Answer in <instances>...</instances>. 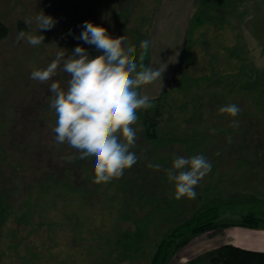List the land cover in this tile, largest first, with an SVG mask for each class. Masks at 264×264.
I'll list each match as a JSON object with an SVG mask.
<instances>
[{
    "label": "rangeland",
    "instance_id": "1",
    "mask_svg": "<svg viewBox=\"0 0 264 264\" xmlns=\"http://www.w3.org/2000/svg\"><path fill=\"white\" fill-rule=\"evenodd\" d=\"M217 1L0 0V26L6 28L5 33L0 29V264H152L163 240L188 237L183 246L174 242L170 247L169 255H179L204 233L190 236L198 225L191 221L209 208L217 210V223H232L233 212L240 213L234 219L242 220L250 211L264 226V0H250L251 7L247 1L240 3L239 23L251 18L246 28L254 34L260 30L263 37L253 38L240 25L235 50L221 48L228 42L217 27ZM40 11L57 23L39 33L34 17ZM30 19L33 22L26 23ZM85 21L103 25L113 38L125 36L136 46L138 64L139 44L149 40L143 63L167 65L161 82L138 89L153 107L137 110L136 127L141 130L131 150L141 159L124 171L123 179L134 180V171L146 170L149 173L142 175L167 178L165 170L175 157L203 154L211 170L195 187V199L183 197L169 206L174 185L156 179L147 187L151 192L143 195L144 202L137 198L138 183L129 192L115 178L95 183L93 205L86 206L77 192L74 202L65 204L61 192L57 194L59 187L48 189L39 181L48 165L61 168L63 157L79 153L56 144L52 131L56 115L50 108L49 85L56 81L66 88L70 77L58 72L42 84L30 74L46 68L58 47L68 55L78 45L88 51L92 45L76 39ZM21 30L45 39L39 46L17 43ZM228 104L239 107L238 116L219 112ZM155 109L159 124L150 140L143 117ZM233 120L237 127L231 126ZM81 161L87 165L82 175L89 181L86 187L93 188L95 158ZM149 163L161 169L156 173ZM142 182L147 186V180ZM139 226L145 227V237L137 246L132 239L141 233ZM200 261L209 264L206 255Z\"/></svg>",
    "mask_w": 264,
    "mask_h": 264
},
{
    "label": "clouds",
    "instance_id": "2",
    "mask_svg": "<svg viewBox=\"0 0 264 264\" xmlns=\"http://www.w3.org/2000/svg\"><path fill=\"white\" fill-rule=\"evenodd\" d=\"M34 21L39 29L51 30L57 21L40 11ZM30 19L26 23H32ZM83 31L76 37L96 48L101 55L92 57L82 46H76L71 55L67 49L59 48L55 58L44 69L33 70L30 79L47 84L58 72L68 74L67 86L62 87L53 81L49 85L50 108L56 115L52 131L56 144H67L79 153L63 159L95 158L93 183H107L122 177L141 159L133 149L141 129L138 125L137 110L150 109L153 104L138 89L157 80L167 65L153 68L143 63L150 48L145 39L139 44V61L135 59V45H130L125 36L113 38L103 25L85 21ZM45 37L21 30L16 42L22 40L31 46H39ZM178 55V53H177ZM222 114L238 116L240 109L236 104L219 108ZM233 127L238 122L233 120ZM215 134V129L210 130ZM229 142L231 138L229 137ZM147 167L159 171L160 164L149 163ZM211 163L203 154L190 157H175L171 167L166 169L167 179L174 185V198H196L195 187L210 172Z\"/></svg>",
    "mask_w": 264,
    "mask_h": 264
},
{
    "label": "trees",
    "instance_id": "3",
    "mask_svg": "<svg viewBox=\"0 0 264 264\" xmlns=\"http://www.w3.org/2000/svg\"><path fill=\"white\" fill-rule=\"evenodd\" d=\"M0 29L5 33L6 28L4 26H0ZM89 53L92 57L101 55V52H98L94 46H92L89 50ZM162 98H158L157 100L160 101ZM158 109L154 110L153 115L151 114H146L143 117V122H144V131H145V137L146 139H152L155 136V127L157 126L158 123ZM73 161V160H72ZM68 162L67 160L64 161L63 166L59 168L56 165H48L46 169V174L44 178H40L39 181H41L44 184H47V188L50 189L51 187H59L57 191V194L61 192L62 198L64 203L66 202H74L75 199V192L78 193L79 199L83 200L84 204L86 206L93 205L95 202V197L96 194V189L97 185L93 188H89L88 185L86 187V184L88 179L83 178L82 175L85 173L84 168L87 166L81 159H74L73 162ZM35 167L34 169H36ZM84 171V172H83ZM157 173V171H154ZM148 174L149 171L146 170V172H142L139 174V172L134 171L135 174V179H130V180H124L123 177H120L121 183L118 185L122 184V188L125 186V188H128L129 192L130 190L133 189V186L135 187V183L137 184V189L139 190L138 192V197L142 199L145 202V197L143 195H147V193L151 192L148 188L151 181H156L158 179V183H162L163 181H167L166 176L161 175V174H153L152 175H147L149 178L148 179L146 175L142 174ZM86 177L90 176V173H88V170L86 172ZM94 175V173H93ZM142 175V176H141ZM157 177V178H156ZM147 180V186L143 184V180ZM124 180V183H123ZM92 181V180H91ZM162 181V182H161ZM157 183V184H158ZM112 185V184H111ZM124 185V186H123ZM121 188V189H122ZM165 190H168L167 187L164 188ZM128 192V195H129ZM140 193V196H139ZM172 193V192H171ZM170 194V193H169ZM168 195V194H167ZM60 196V195H58ZM77 199V198H76ZM170 200V205L172 203L178 201L177 199H174V194H172L170 197H168ZM153 201V199H151ZM174 201V202H173ZM173 205V204H172ZM74 215H77V212H73ZM78 216V215H77ZM79 219V217H78ZM219 219L217 210L215 208H209L207 210L202 211L198 215H196L191 222L193 223H198V225L193 226L190 230V236L197 235L201 232H205L208 230H212L214 228L222 227V226H227L229 225L228 223H217L216 221ZM260 221H262L259 217H257L253 213L245 214L242 216V220L239 221V225L250 227V228H259L261 226ZM145 227L141 229L139 226L138 230L141 231L138 232L137 234V239H132V241H135V244L139 245L140 241L145 237ZM176 240V239H175ZM175 240L173 239H168V240H163L161 244L158 247V251H156L154 257H153V262L152 264H166L168 263V259L172 256L169 255L168 252L170 251V247L174 246ZM189 238H184L183 240H180V242H175V247L183 246L188 242ZM134 243V242H133ZM137 245V246H138ZM206 256H208V263L209 264H264V252H251V251H245L240 248L234 247L232 245H223L210 253H208Z\"/></svg>",
    "mask_w": 264,
    "mask_h": 264
},
{
    "label": "crops",
    "instance_id": "4",
    "mask_svg": "<svg viewBox=\"0 0 264 264\" xmlns=\"http://www.w3.org/2000/svg\"><path fill=\"white\" fill-rule=\"evenodd\" d=\"M242 1L243 4H245V1H247L246 5L248 4V6L251 7L250 0L217 1L218 4L215 6L217 7V12H215L214 15L216 18L217 27H219L218 29L220 30L219 34H225L221 39H224V41H227L228 43L230 42L229 44H231H224V42H222L223 44L221 43V48L228 49L231 47V49L235 50L239 47L238 39H240L242 35L239 31L241 24L239 23L238 16L240 13L239 9L241 7L240 3ZM250 20L251 18L248 17V20L242 23L243 25L241 26L243 27L244 31L246 30L249 35L254 36L253 38H258V36L263 37L260 30H258L255 35L248 28H246L247 24L251 25L250 23H252V20ZM249 213L256 214L255 212H246V214ZM239 216V212H233L232 223L222 222L228 223L229 225L224 226L223 228L220 227V229L218 227L216 229L205 231L204 233L192 238L193 240L190 241L188 245L180 249V251L183 253L179 255H172L166 264H206L204 261H200L202 256L207 255L211 251L223 245H232L245 251L264 252V226L261 225L259 228H250L239 225L241 218L238 220L234 219L235 217ZM220 221L221 219L219 222Z\"/></svg>",
    "mask_w": 264,
    "mask_h": 264
}]
</instances>
